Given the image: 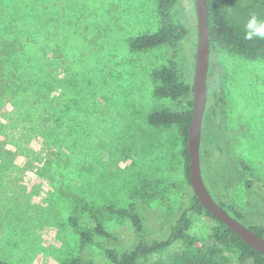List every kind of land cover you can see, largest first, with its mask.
Segmentation results:
<instances>
[{
    "label": "rangeland",
    "instance_id": "374dc122",
    "mask_svg": "<svg viewBox=\"0 0 264 264\" xmlns=\"http://www.w3.org/2000/svg\"><path fill=\"white\" fill-rule=\"evenodd\" d=\"M263 0H235L234 13ZM188 28L178 63L193 82L198 42L195 0H179ZM160 27L156 0H0V259L10 264H112L83 245L69 218L81 201L102 214L123 252L139 242L132 224L104 211L134 203L152 236L194 195L181 128L153 126L154 109L180 103L154 96L155 69L168 46L146 52L132 38ZM209 102L201 143L203 178L215 200L247 225L264 226V57L211 53ZM213 84V85H212ZM253 168L254 177L241 167ZM251 181V182H250ZM208 220L192 231L201 236Z\"/></svg>",
    "mask_w": 264,
    "mask_h": 264
},
{
    "label": "trees",
    "instance_id": "16d2710c",
    "mask_svg": "<svg viewBox=\"0 0 264 264\" xmlns=\"http://www.w3.org/2000/svg\"><path fill=\"white\" fill-rule=\"evenodd\" d=\"M206 1L211 53L221 48L249 59L264 57V39H246V25L249 19L256 16L258 22L264 21V0L261 7L243 9L238 13L230 9L235 0ZM156 2L160 27L154 32L132 38L129 47L138 52H146L159 46H168L171 50L169 63L152 72V77L158 82L154 96L170 99L182 106L177 111L169 108L154 109L148 114L147 120L153 126L176 125L181 128L185 145L186 176L189 180L188 138L194 114V94L192 83L186 79L179 66L177 52L188 35V28L174 14L179 0ZM216 74L218 81L212 87L208 81V90L211 100L219 103L222 101V92L219 89L221 74L219 71H216ZM240 164L250 177H254L251 166L243 161ZM217 202L229 212L225 203L220 200ZM104 211L132 224L139 236V242L133 248L119 252L97 240L98 237L115 240L116 236L104 225L101 211L87 201L79 202L76 214L69 218V224L83 245L96 247L112 264H264V255L214 217L195 194L191 197L189 205L165 228L166 233L155 236L146 232L144 220L134 203L127 207L105 205ZM231 215L238 220L243 219L238 212ZM200 219L208 220L209 225L203 235L194 236L192 231ZM248 227L264 238L263 225ZM0 264L10 263L0 259ZM70 264L92 263L78 257L72 259Z\"/></svg>",
    "mask_w": 264,
    "mask_h": 264
},
{
    "label": "water",
    "instance_id": "95a60500",
    "mask_svg": "<svg viewBox=\"0 0 264 264\" xmlns=\"http://www.w3.org/2000/svg\"><path fill=\"white\" fill-rule=\"evenodd\" d=\"M198 18V42L193 77L194 114L189 128L188 153L190 156L189 182L194 194L203 206L244 242L264 255V238L253 232L241 220L223 209L211 194L205 183L201 165V143L203 124L209 99V73L211 66V47L209 42V18L206 0H195Z\"/></svg>",
    "mask_w": 264,
    "mask_h": 264
},
{
    "label": "clouds",
    "instance_id": "9594fccd",
    "mask_svg": "<svg viewBox=\"0 0 264 264\" xmlns=\"http://www.w3.org/2000/svg\"><path fill=\"white\" fill-rule=\"evenodd\" d=\"M264 39V21L258 22L256 16H252L246 25V39Z\"/></svg>",
    "mask_w": 264,
    "mask_h": 264
}]
</instances>
